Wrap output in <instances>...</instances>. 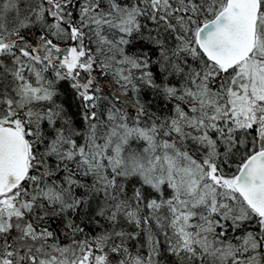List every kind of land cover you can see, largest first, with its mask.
Returning a JSON list of instances; mask_svg holds the SVG:
<instances>
[{"label": "snow or ice", "instance_id": "6c2138e0", "mask_svg": "<svg viewBox=\"0 0 264 264\" xmlns=\"http://www.w3.org/2000/svg\"><path fill=\"white\" fill-rule=\"evenodd\" d=\"M0 264H264V0H0Z\"/></svg>", "mask_w": 264, "mask_h": 264}]
</instances>
